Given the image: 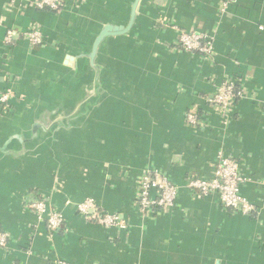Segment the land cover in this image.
<instances>
[{"label": "crops", "instance_id": "0c3cea01", "mask_svg": "<svg viewBox=\"0 0 264 264\" xmlns=\"http://www.w3.org/2000/svg\"><path fill=\"white\" fill-rule=\"evenodd\" d=\"M36 1L0 0V94L16 96L0 103V264H264V0L225 13L219 0H141L94 63L95 39L127 27L136 0H65L58 13ZM35 27L41 46L27 38ZM180 30L213 36L215 55L178 48ZM229 78L243 96L223 125L208 101ZM192 110L203 126L186 124ZM221 153L240 163L253 215L188 188L213 178ZM152 171L180 191L175 208L144 216L137 194ZM41 196L65 216L57 233L31 209ZM87 199L128 228L81 216Z\"/></svg>", "mask_w": 264, "mask_h": 264}, {"label": "built area", "instance_id": "2783aa9c", "mask_svg": "<svg viewBox=\"0 0 264 264\" xmlns=\"http://www.w3.org/2000/svg\"><path fill=\"white\" fill-rule=\"evenodd\" d=\"M27 0H13V5ZM221 11L225 13L233 0H219ZM36 9L48 10L54 13L60 12L65 6V0H37L34 3ZM177 41L178 48L195 53L206 58L215 55V38L200 32L180 30ZM13 32H9L6 38L11 44ZM27 38L34 46H41L44 42L43 34L38 27L32 29ZM243 96L242 84L239 78H229L219 85L213 97L208 101L209 107L222 116V124L227 125L232 117L237 100ZM15 94L7 90L0 94V103L7 107L9 102L15 98ZM204 120L197 111H189L186 124L192 128L204 125ZM244 178L240 173V163L234 159L219 154L214 176L211 179H203L197 176L189 178L188 188L194 194L203 198L218 196L221 206L242 215H253L255 206L242 194ZM180 188L175 185L166 175L160 171L145 172L140 180L137 194V205L144 216H154L164 210L175 208ZM32 211L38 219L46 222L51 233H57L63 226L65 216L61 211L52 207L49 199L41 196L31 205ZM77 212L84 218H89L98 211L97 217L101 226L105 228L127 229L128 225L121 219L119 214L101 212L94 199H87L76 204ZM10 235L7 232L0 233V249L7 248ZM57 264H69L60 261Z\"/></svg>", "mask_w": 264, "mask_h": 264}, {"label": "water", "instance_id": "95a60500", "mask_svg": "<svg viewBox=\"0 0 264 264\" xmlns=\"http://www.w3.org/2000/svg\"><path fill=\"white\" fill-rule=\"evenodd\" d=\"M140 1L141 0H136L134 2L130 22H129L127 27L115 26L112 24H108V25L104 26L101 33L95 39L92 52L89 56L93 63L95 62V60L97 58L100 46L102 45V43L107 38L122 36V35H125L131 31V29L133 28V26L135 24V19H136V15H137V8L139 6ZM35 134H37V128L35 129Z\"/></svg>", "mask_w": 264, "mask_h": 264}]
</instances>
